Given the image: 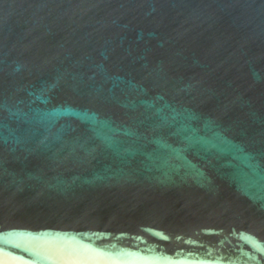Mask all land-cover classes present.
<instances>
[{
	"label": "water",
	"instance_id": "obj_1",
	"mask_svg": "<svg viewBox=\"0 0 264 264\" xmlns=\"http://www.w3.org/2000/svg\"><path fill=\"white\" fill-rule=\"evenodd\" d=\"M0 264H264V0H0Z\"/></svg>",
	"mask_w": 264,
	"mask_h": 264
}]
</instances>
